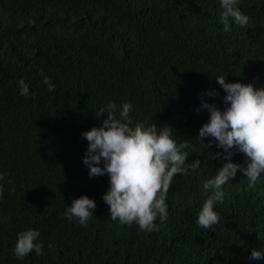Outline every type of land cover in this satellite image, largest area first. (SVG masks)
Segmentation results:
<instances>
[{"label": "trees", "instance_id": "1", "mask_svg": "<svg viewBox=\"0 0 264 264\" xmlns=\"http://www.w3.org/2000/svg\"><path fill=\"white\" fill-rule=\"evenodd\" d=\"M237 7L249 22L230 19L225 32L220 0H0V264H264L250 259L253 248L264 253V174L250 187L238 172L214 207L219 223L196 224L211 195L203 183L223 164L214 158L223 149L196 138L209 119L201 104L224 107L217 76L264 87V0ZM20 79L35 95L20 94ZM113 102L117 117L128 102L134 122L171 125L196 150L188 162H202L175 177L159 231L112 220L102 198L109 177L90 178L83 163L82 133L101 126L108 114L96 115ZM82 195L97 205L87 226L64 215ZM29 228L43 253L17 260L12 249Z\"/></svg>", "mask_w": 264, "mask_h": 264}, {"label": "clouds", "instance_id": "2", "mask_svg": "<svg viewBox=\"0 0 264 264\" xmlns=\"http://www.w3.org/2000/svg\"><path fill=\"white\" fill-rule=\"evenodd\" d=\"M238 2L220 0L222 12L219 19L225 32L231 31L230 19L240 27L249 22V17L237 7ZM38 71L48 91H55L54 84L43 69ZM215 80L225 92L224 107L202 102L201 108L208 111L209 119L196 138L202 144H205V138H211L205 144L208 148L215 143L218 149H223L214 154V158L222 160L223 164L214 178L203 183L204 191H211L196 217V224L203 229H211L219 223L220 217L214 207L223 202L222 188L229 180H234L241 172L251 187L264 174V87L228 82L224 76H217ZM18 87L20 94L26 98L35 95L24 79L18 81ZM206 95L218 97L219 93L209 90ZM132 107L131 103H123L118 117L114 102L100 109L97 118L107 113V119L101 126L82 133L88 141L83 163L89 168L90 178L109 177V188L102 198L109 206L112 220L128 226L135 223L144 232L159 231L169 216L167 197L175 177L180 174L187 176L190 170L195 172L202 162L199 159L188 162V150L193 153L196 150L188 140L178 143L171 125L158 127L156 123L134 122L130 116ZM237 152L244 155L243 164L232 159ZM5 175L0 173V181ZM96 207L94 199L82 195L66 207L64 215L69 221L75 219L80 225L87 226ZM157 219L160 225L156 224ZM39 237L40 232L31 228L18 233L12 249L15 258L23 260L33 251L41 255L44 244L38 242ZM48 248H52L51 243ZM262 258L264 253L253 248L250 259Z\"/></svg>", "mask_w": 264, "mask_h": 264}]
</instances>
